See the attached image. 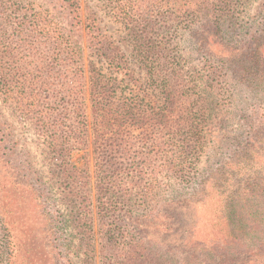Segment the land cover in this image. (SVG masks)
Instances as JSON below:
<instances>
[{
	"label": "rangeland",
	"instance_id": "374dc122",
	"mask_svg": "<svg viewBox=\"0 0 264 264\" xmlns=\"http://www.w3.org/2000/svg\"><path fill=\"white\" fill-rule=\"evenodd\" d=\"M4 2L6 6H10L9 12L15 10V13H11L16 22L27 21L30 24L31 21L38 20L53 34L62 36L63 47L69 43L81 46L84 57L82 83L80 84V77L71 76L66 86L75 91L82 85L85 90L89 142L87 148L73 153L71 161L80 170L86 167L89 169V193L81 189V181L75 184V196L65 193L64 187H68L69 181H65L59 173L60 162L53 156L54 152L50 148L49 132L40 129L34 113H26L17 102L11 105L0 96V140H4L0 143L4 144L3 150H6L11 160L12 167L9 170L15 171L17 175L16 178L11 175L8 178L4 173L7 168L0 163V188L5 187L1 188L5 192L1 198L4 201L7 193L14 195L15 207L12 214L16 224L22 229L19 239L21 242L25 238L32 239L35 251L30 259L26 255L24 264L29 260L31 264L32 260L36 264H101L100 249L106 246L104 243L107 236H113V231L108 229L114 230L116 224L120 223V234L115 239L123 247L127 229L136 233L151 206L157 205V212L162 204L179 200L182 194L187 197L189 192H194L191 200L199 208L196 218L200 217V221L195 236L201 245L194 250L188 243L176 241L168 244L167 253L174 264H188L193 257L197 264H205L208 257L204 249L212 245L211 240L224 236L227 227L223 217L217 212L221 209L219 189L223 187L216 186L206 193L202 191V186L210 180L209 176L212 178V175L218 176L219 173L227 174L229 168L237 169L232 164L236 159L237 141L246 145L264 140V117H260L264 111L258 110L260 104L264 107V65L257 71L258 75L254 73L260 66L257 62L251 65L253 67L250 73L242 69L244 64L251 62L249 57L253 50L264 47V33L261 35L264 0H233L230 5L232 9L229 15L232 18L229 17L225 27L232 28L233 34L226 39L227 51L209 44L212 53L224 57L225 66L221 58L220 62L209 58L206 49L200 47L202 34H195L192 30L196 25L208 24L211 17H200L196 25L190 19L179 25L176 21L156 22L158 34L155 40L167 36L163 40L166 52L172 49V54L181 56L187 87L193 88L188 91H196L202 95L204 112L201 122L189 134L188 129L180 132L183 137L192 135L188 137L192 144L186 155L179 147L180 136L174 133L173 128L140 125L142 117L134 119L118 116L115 119L116 116L112 114L105 115L103 111H98L96 101L100 96L101 99L108 96L116 104L121 101L140 102L144 97L148 103L153 104L158 99L151 80L147 79L148 68L138 51L134 50L131 36L108 13L101 0H80L83 22L87 26L83 30L73 24L57 0ZM163 26H166L167 32L161 29ZM91 27L95 29L94 36L114 44L115 51L110 52L108 57L101 58L90 45ZM31 29L32 26L29 30ZM30 34V41L35 47L39 41L35 33ZM9 41L13 46L25 42L16 36ZM5 44L7 41L1 38L0 50L5 49ZM258 46L261 47L257 48ZM36 50L41 54L47 52L43 45H39ZM8 59L10 58H0V65ZM216 68L219 70L218 74L213 73ZM61 69L64 70L63 67ZM100 75L104 79L103 86L98 84ZM19 77L25 78V75ZM61 94L57 99L51 98L56 107L64 104L65 98ZM71 121L70 124L77 126ZM113 139L123 141L121 144L131 148L137 157L126 158L125 162L118 158L119 162L125 164H119L120 187L116 190L126 200L124 204L113 206L108 215V205L104 204L108 199L100 198L97 188L102 174L101 167L105 163L100 151L111 144ZM236 160L239 167L246 165L243 169L258 171L260 175H264V148H258L251 160ZM250 161H254L252 166H249ZM135 166L138 171L134 170ZM19 167L29 176L19 174L16 171ZM178 168L182 169L181 172ZM27 182L33 183L28 185L29 189L23 186ZM257 186L253 189L256 190L253 202H259L257 209L264 216V182L263 186ZM19 187L24 188V191H20ZM204 193L208 194L205 200L201 197ZM48 230L53 232L52 237H47ZM2 232L0 223V247ZM184 237H190L189 231L182 236ZM40 248L42 251L45 248L47 255ZM2 251L0 248V264H6ZM258 253L263 257L262 251Z\"/></svg>",
	"mask_w": 264,
	"mask_h": 264
},
{
	"label": "trees",
	"instance_id": "16d2710c",
	"mask_svg": "<svg viewBox=\"0 0 264 264\" xmlns=\"http://www.w3.org/2000/svg\"><path fill=\"white\" fill-rule=\"evenodd\" d=\"M4 1L0 0V39H5L7 44L3 46L4 50H0V58L9 57L10 59L0 65V96L11 105L17 102L18 106L26 113H34L40 129L49 132L50 148L54 152L53 156L60 162L61 171L59 173L65 181H69L68 187H64L65 193L68 196H75V184L78 181H81V189L85 193H89V169L86 167L80 170L71 161L73 153L87 148L89 142L85 90L82 85L75 91L66 86L71 76L73 78L80 77V84L82 83L84 70L82 48L76 43H69L63 47L62 36L53 34L38 20L31 21L30 24L27 21L16 22L15 16L12 14L15 13V10L12 9V13L9 12L10 6H6ZM101 1L108 13L122 24L131 36L134 50L138 51L148 68L147 79L151 80V85L157 91L158 99L153 104L148 103L145 97L140 102L121 101L116 104L108 96H104L102 99L100 96V99L98 98L96 101L98 111H103L105 115L112 114L116 116L115 119L118 116L134 119L142 117L143 121L139 122L140 125L151 124L162 128H173L174 133L180 136L179 147L186 155L192 144L188 137L192 135L183 137L180 132L188 129L190 130L189 134L201 122L204 112L201 103L202 95L197 94L196 91L189 92L193 88L187 87L188 82L181 56L172 54V49H168L166 52L163 42L166 35L163 36L164 38L158 37V41L155 40V36L158 34V24H155L160 20L176 21L179 25L190 19L193 25H196L200 17H211L208 24L196 25L192 30L195 34H202L199 40L200 47L206 49L209 58L215 62L222 60V64L225 66L224 57L221 58L220 54L212 53L209 44L220 46L227 51L228 42L226 39L232 37L233 30L226 28L225 24L232 18L229 13H231L230 5L233 0ZM57 2L73 24L77 25L79 30H83L85 23L83 22L80 0H57ZM31 26L32 29L29 30ZM165 27L163 26L161 29L167 32ZM31 32L35 33L36 39L39 41L35 47L30 41ZM261 32L263 35L264 25ZM89 33L91 34L89 43L101 58L108 57L110 52L115 51L111 41L94 36L95 29L93 27L89 28ZM15 36L25 42L13 46L9 39ZM39 45H43L47 52L44 54L38 52L36 49ZM24 51L28 54H24L26 53ZM249 59L251 62L242 66L243 71L250 73L253 67L251 65L257 62L260 66L254 73L258 75L257 71H260L264 65V47L261 50H253ZM62 67L64 70L61 69ZM69 67L75 70H67ZM213 73L218 74V68ZM18 75H25V78L20 79ZM62 79L65 80L62 82ZM103 82L104 79L100 75L98 84ZM59 94L65 100L64 104L56 107L51 98L57 99ZM258 110L264 111V107L260 104ZM261 116L264 117V114H260ZM71 120L77 126L70 124ZM117 140L113 139L111 144H107L100 151L105 163L101 167L102 174L97 192L100 194V198L108 199L104 202L108 205L106 207L108 215H110L113 206L124 204L126 200V197L116 190L120 187L121 168L118 171L119 164H125L119 162L118 158L125 162L126 158L137 157L131 148L121 144L123 141ZM0 141L4 142V140ZM236 143L238 146L235 157L241 160H251L252 154L254 155L258 148H264V140H257L246 145H241L239 141ZM2 146L4 144L0 143V163L7 168L4 173L8 178L9 175L16 178L15 171L9 170L12 167L10 166L11 160ZM236 159L232 164L237 166V169L229 168L227 174L219 173L218 176L212 175V178L209 176L210 180L206 181L204 187L202 186V191L206 193L216 186L223 187L219 189L221 209L217 212L223 217L227 227L224 236L211 240L212 245L204 249L208 257L205 264H264V216L257 209L259 202H253V194L256 193V190L253 189L256 185H258L257 187L263 186L264 175H260L258 171L243 169L246 165L239 167ZM253 164L254 161L249 162V166ZM136 168L135 166L134 170ZM179 168L178 171L182 170ZM16 171L22 175L25 173L20 167ZM27 175L29 176V174ZM247 176L248 179H246ZM84 180L86 181L83 182ZM28 185H33V183L27 182L23 186L29 189ZM1 188L0 223L3 232L0 248L3 249V261L6 264H24L26 255H29L30 259L35 251L32 239L25 238L23 242L20 241L19 236L22 229L16 224L12 214L15 207L14 195L10 196L7 193L3 201L1 195L5 192ZM19 189L21 191L24 188L19 187ZM202 191L200 190V192ZM194 195V192H189L187 197L182 194L181 199L162 204L157 212V205L151 206L149 214H144L145 219L141 220L139 224L141 228L136 233L127 229V239L123 247L115 239L120 234V223L116 224L117 227L114 230L108 229L110 232L113 231V236L109 234L104 243L106 246L100 249L101 264H174L171 256L167 253V246L176 241L188 243L192 249L196 250L195 248L201 243L195 236L200 217L196 218L199 208L195 201L191 200ZM207 195L204 193L201 196L202 199L205 200ZM187 231H189L190 237L182 238ZM47 233L48 238L52 237L53 232L48 230ZM40 251L47 255L45 248L43 251L40 248ZM259 251L263 252V257L258 253ZM214 256L217 258L214 259ZM193 258L188 264H197ZM32 262L36 264L35 260ZM27 264H31V261H27Z\"/></svg>",
	"mask_w": 264,
	"mask_h": 264
}]
</instances>
